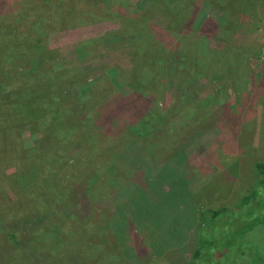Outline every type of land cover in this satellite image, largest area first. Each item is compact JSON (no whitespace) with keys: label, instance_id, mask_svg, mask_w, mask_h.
I'll use <instances>...</instances> for the list:
<instances>
[{"label":"rangeland","instance_id":"obj_1","mask_svg":"<svg viewBox=\"0 0 264 264\" xmlns=\"http://www.w3.org/2000/svg\"><path fill=\"white\" fill-rule=\"evenodd\" d=\"M109 1L0 0L45 57L0 51V92L43 103L0 101V264H264V0ZM195 46L212 68L176 75L164 51Z\"/></svg>","mask_w":264,"mask_h":264},{"label":"trees","instance_id":"obj_2","mask_svg":"<svg viewBox=\"0 0 264 264\" xmlns=\"http://www.w3.org/2000/svg\"><path fill=\"white\" fill-rule=\"evenodd\" d=\"M106 1H109V0H106ZM164 1H166V2L163 3V0H151L150 5L148 6V9L151 8V12H149V13L152 14V16H155V15L160 16V15H163L164 11L168 12V10H170V1L171 0H164ZM103 2H104V0H103ZM195 4H196V2H194V0H190L189 2H187V5L190 6L191 9L194 8ZM121 5L126 6L125 4H121ZM223 9H225V7H223ZM178 11H181V10H178ZM177 15H178V13L176 10L173 13H171L170 15H167L166 19H171L172 20L171 22L174 21L173 24H176L175 26H177L178 23H180V21L177 19ZM193 18H194L193 13H190L189 19H188L189 23H190L191 19H193ZM204 18L205 17H203V19ZM223 18L226 19V17H224V16H223ZM61 22H63V19H61ZM192 25H193V22H192ZM3 27L12 28V32H14L13 34L11 33L12 35H10L9 40L7 38H5V40H4L3 37L0 39V42L3 43V44H0V51H2L4 55H6L8 57L15 55L17 57L18 52L21 51L19 55L22 58H25L26 54L28 57V54H29L31 57H35L36 60H41V62L43 59H45L44 55L42 56V54L39 51L41 48L40 47L41 46L40 36L32 38V37H30L31 34L23 33V31L20 29V25L18 23H16L14 26H13V23L0 24V31ZM36 27H37V25H36ZM144 27H145L146 31H148V28L146 26H144ZM131 28L133 31L129 32L130 33L129 36L133 37L134 39L141 40V42H140L141 46L145 48V51L151 52L153 50V47H154V42L152 40V37L149 36L146 38H141L142 36H140V35L143 33V31H141V30L137 31L135 23L132 24ZM119 30L121 32L122 31L127 32V27L126 28H120ZM8 32H9V30L4 29L3 33H1V34H7ZM113 32L117 33V31H113ZM148 32L150 34H152L150 31H148ZM37 34L40 35V33H38V32H37ZM123 34H127V33H123ZM120 36L121 35L117 33L116 35L110 34L108 36H103V37L97 38L95 40L80 41L74 45L65 46L63 48H58V54L60 57H63V55H64L63 51H66V50L70 51V53H72V52L78 53L82 49L87 48L89 46V44L92 42L102 41V39H104V40L108 39V41H115V40L119 39ZM123 36H126V35H123ZM127 48L128 49L126 52H127V55L129 56V64H131V59L133 57V54L138 53L140 51L134 49V48H136L135 44L132 46L128 45ZM181 49L182 48L178 49L176 51V53L172 52V54H169L170 51H167L168 56H172L171 58L167 57V53L165 51L163 54V58L166 61H168V64L170 63L172 66H174V65L176 66V70L174 69L175 74L176 75L180 74V76H183V74H184L185 77H187L190 74V70H192L194 68H196L198 70V66H201V68H204L202 71L205 73V75H207L208 71L206 70V68H207V66H210V65L207 63V61L200 62L198 59L196 60L195 57L193 56L194 54L198 53L197 47L195 46L194 48H192L191 50L186 51V52H184L183 49L181 51ZM118 52L119 51H117V53ZM119 53H120L119 58H122V60L124 62V60H125V58H124L125 57V49L121 50ZM155 55L158 56L159 53H155ZM143 57L144 56L141 54V58H143ZM48 58L52 59L53 56H49ZM232 66H235V64H232ZM210 68H212V67L210 66ZM232 69H234V68L233 67L227 68V72H230ZM51 72L55 73L52 69H51ZM52 73L44 74L45 77L47 76V81H49V78H51L50 76H52V79H53L59 75V74L53 75ZM211 73H213V72H211ZM218 73H221V74H218ZM218 73H214L213 79H215V78L219 79L222 77L221 76L222 70ZM127 82H128V84H130L132 86L133 89L136 87L132 84V82L130 81L129 78L127 79ZM41 86H43V85H40V87ZM181 88H182L181 85L175 84L174 85V93H179ZM47 92L53 96V98L51 97L54 100V101H52V103L55 105H56V101L61 102L64 99H69L67 97L66 92L62 93L63 91L61 93H59V95L58 94L57 95L52 94L51 93L52 91H47ZM5 100H6V102H5ZM0 101H4L5 104H7L9 106L4 111V112H6V114H7V112L12 113L13 111L15 113H21L22 110L28 109L29 106H35V105L42 106V104H43L41 102L36 103L35 100L28 95H25V97H22V95L20 93L18 94V96L15 95L14 97H11L10 94L6 93V95H3V93L0 92ZM202 106L206 107L205 105H202ZM0 107H2V106H0ZM69 110L70 109L64 110V112L69 111ZM37 115L41 116L42 115L41 111H37ZM57 135L60 136V129H57V128H55L54 130L45 129L44 134L40 137V139L38 141H40V143H41V141H45V139H50V137L51 138L54 136L56 137ZM258 167H259V169H261L262 172H264V164L263 163L258 164ZM66 216H68V214H66ZM47 236H48V238L52 237V233H51V236L49 234ZM39 240L42 241L41 237H39ZM39 247L46 248L50 252H52V244H51L49 239H48V244L46 246L40 244ZM44 255H41V257H44Z\"/></svg>","mask_w":264,"mask_h":264}]
</instances>
